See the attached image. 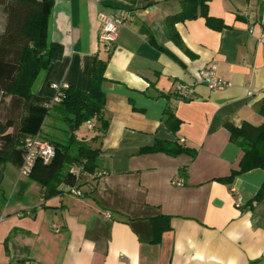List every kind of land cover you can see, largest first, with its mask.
Instances as JSON below:
<instances>
[{"label":"crops","instance_id":"0c3cea01","mask_svg":"<svg viewBox=\"0 0 264 264\" xmlns=\"http://www.w3.org/2000/svg\"><path fill=\"white\" fill-rule=\"evenodd\" d=\"M208 4L210 23L199 16L176 24L181 47L166 25L167 16L181 10L179 0H55L47 34L62 44V57L39 73L34 100L0 91V123L10 136L1 142L2 264H264V197L254 200L264 169L232 183L218 180L239 169L244 153L227 124H264V0ZM119 9L131 18L110 54L99 43L98 17ZM5 22L0 5V31ZM151 34L163 48L151 43ZM97 56L109 58L103 84L109 126L104 132L92 119L93 127L85 122L86 130L82 125L75 132L100 150L96 172L84 169L85 159L58 158L22 175L21 129L32 106H46L53 83L89 89ZM211 62L230 87L198 82ZM178 83L194 86L190 100L164 95L177 94ZM54 109L62 115L55 104L37 133L68 143L70 129L58 126ZM166 109L181 120L176 132L165 123ZM158 139L178 141L195 156L141 153ZM74 187L83 195L71 193ZM161 215L170 217L171 227L152 242L151 218Z\"/></svg>","mask_w":264,"mask_h":264},{"label":"trees","instance_id":"16d2710c","mask_svg":"<svg viewBox=\"0 0 264 264\" xmlns=\"http://www.w3.org/2000/svg\"><path fill=\"white\" fill-rule=\"evenodd\" d=\"M179 1L181 10L167 16L166 25L171 38L177 45L183 47V40L176 28L178 22L204 16L210 23L213 18L208 14V3L211 0ZM54 2L55 0H0V5L3 6L6 14L5 25L0 31V91L4 94L13 95L25 101L34 100L36 96L32 88L39 73L48 68L53 59L62 57V44L49 42L47 34ZM149 39L154 45L163 48L152 34ZM108 61L109 58L96 57L89 89H81L74 85L64 89L63 100L58 105L61 107L63 119L69 126L71 134L68 143L55 142L57 154L52 163L58 158L64 159L67 163L85 159L84 169L90 173L96 172L99 166L100 150L78 140L75 132L83 123L92 119L101 121L104 132L108 129L109 121L104 116L107 96L103 90V84L107 79L105 71ZM164 95L178 97L176 93ZM183 99L190 100L185 97ZM49 110L50 108L44 105L32 106L21 129L24 138L39 131ZM262 112L264 114V106ZM165 123L170 130L176 132L181 125V120L173 111L166 109ZM227 127L231 132V140L239 144L244 152L239 162V169L233 170L229 176L218 179L224 183H232L240 174L255 168L264 169V124L255 125L244 121L241 126L227 124ZM5 130H7L6 124L0 123V161L4 153L1 142L3 138L10 141V136ZM142 152H165L173 156L189 153L195 156L193 149L178 141L159 139L153 146L142 148ZM38 163L43 162L37 161L30 175ZM258 190L254 198L256 202L264 197V183ZM151 222L153 223L151 241L158 242L161 240L163 231L171 227L170 217L157 216L151 218Z\"/></svg>","mask_w":264,"mask_h":264},{"label":"built area","instance_id":"2783aa9c","mask_svg":"<svg viewBox=\"0 0 264 264\" xmlns=\"http://www.w3.org/2000/svg\"><path fill=\"white\" fill-rule=\"evenodd\" d=\"M102 2V0H96ZM100 20V31L99 32V43L101 48L108 52L112 53L115 49V44L118 40L119 30L121 27L125 26L131 14L127 10L119 9L116 11H102L99 14ZM218 66L215 62L202 67L198 74V82L206 84L210 89H224L231 86V82L221 79L217 74ZM68 84L65 83H53L52 87L55 91L52 99L46 104L48 108H52L55 104H59L63 100L64 89L68 88ZM175 91L181 98H191L194 93L193 85H186L183 83H178L176 85ZM249 94H253L251 91ZM90 127H93L91 120L87 121ZM24 148V163L21 167V174L29 176L34 165L37 161H42L46 165L51 163L56 157L57 150L53 143L45 140L40 133L31 134L24 138L23 140ZM70 192L82 196L83 192L77 188H71ZM242 198H238L236 205L242 206ZM110 217V214H107ZM0 264H2L0 262ZM17 264H42L36 261H22Z\"/></svg>","mask_w":264,"mask_h":264},{"label":"rangeland","instance_id":"374dc122","mask_svg":"<svg viewBox=\"0 0 264 264\" xmlns=\"http://www.w3.org/2000/svg\"><path fill=\"white\" fill-rule=\"evenodd\" d=\"M51 113H52L51 116H53V118H55V117L57 118V116L61 114L58 109L51 110ZM57 119H58V126L60 125V126L65 127V128H69V126L67 125L66 121L63 119V115H60V117H58ZM82 125H83V127H81ZM82 125L80 127L83 128L84 130H86L85 124L83 123ZM48 140L50 141V143H53L54 142V140L51 139V138H49Z\"/></svg>","mask_w":264,"mask_h":264},{"label":"water","instance_id":"95a60500","mask_svg":"<svg viewBox=\"0 0 264 264\" xmlns=\"http://www.w3.org/2000/svg\"><path fill=\"white\" fill-rule=\"evenodd\" d=\"M257 264H263V263H257Z\"/></svg>","mask_w":264,"mask_h":264}]
</instances>
